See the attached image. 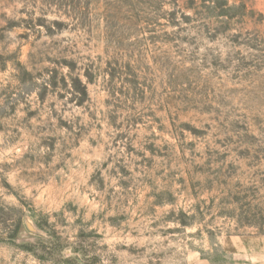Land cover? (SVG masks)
<instances>
[{
	"label": "rangeland",
	"instance_id": "obj_1",
	"mask_svg": "<svg viewBox=\"0 0 264 264\" xmlns=\"http://www.w3.org/2000/svg\"><path fill=\"white\" fill-rule=\"evenodd\" d=\"M0 264H264V0H0Z\"/></svg>",
	"mask_w": 264,
	"mask_h": 264
}]
</instances>
